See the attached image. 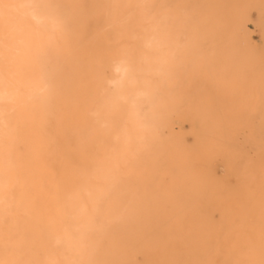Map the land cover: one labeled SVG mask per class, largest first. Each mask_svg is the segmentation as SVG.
<instances>
[{
	"label": "bare ground",
	"instance_id": "bare-ground-1",
	"mask_svg": "<svg viewBox=\"0 0 264 264\" xmlns=\"http://www.w3.org/2000/svg\"><path fill=\"white\" fill-rule=\"evenodd\" d=\"M68 1L60 7L49 0H0V264H264V244L173 243L213 237L176 235L154 225L152 218L163 213L140 210L154 198L139 194V165L158 163L151 145L155 117L162 127L172 124L166 106L156 108L164 92L151 79L168 83L165 75L182 63L162 39L178 27L188 30L187 21H159L149 17L156 5L136 4L129 13L136 17L108 18L92 29L87 21L58 16L112 15V0L87 11ZM216 1L192 5L198 34L227 31ZM231 19L233 31L248 38L244 8ZM103 25L114 37L103 35ZM119 38L135 39L134 48ZM127 152L135 167L130 179L137 210L130 212L122 202ZM254 185L264 187V174ZM177 198L164 199L174 207ZM248 208L249 216L264 213L261 201ZM226 232L228 239L245 237L242 228ZM137 252L153 257L138 263Z\"/></svg>",
	"mask_w": 264,
	"mask_h": 264
},
{
	"label": "rangeland",
	"instance_id": "rangeland-1",
	"mask_svg": "<svg viewBox=\"0 0 264 264\" xmlns=\"http://www.w3.org/2000/svg\"><path fill=\"white\" fill-rule=\"evenodd\" d=\"M49 1L60 7L69 2ZM103 1L78 0V4L87 11ZM206 1L112 0V15L98 12L58 17L87 21L93 29L97 22L108 18L136 17L129 13L134 11L136 4H144L147 9H151L150 5L157 6L150 18L187 21L188 30L178 27L168 35L165 33L167 37L162 39L164 46L172 51L171 58L182 63L165 75L168 83L161 77L151 79V85L164 92L155 98L156 108L165 105L172 124L162 127L160 116L155 117L156 137L151 145L158 163L139 165L144 176L139 194L154 198L145 200L147 206L140 210L163 213L152 218L156 221L154 225L173 228L176 235L213 237L170 240L173 243L264 244L261 238L264 236V213L246 215L252 202L264 204V187L256 189L254 185L264 174V0H217L216 4L223 8L218 20L227 31L198 34V25L191 18L192 5ZM239 8H244L247 16L248 38L240 35L238 28L233 31L231 15ZM102 29L103 35L114 37L110 26L103 25ZM133 40L117 39L130 48L135 46ZM136 56L130 54L135 61ZM145 56L152 60L158 55ZM106 75L110 76V71ZM228 167L230 170L226 169ZM123 168L126 187L123 209L136 211L130 179L135 167L128 152ZM151 175L155 176L154 180ZM166 195L178 196L173 200L174 207L167 205ZM212 203L215 206L210 205ZM171 212L176 214H165ZM163 219H170V222H162ZM230 227L242 228L245 237L228 239L226 230ZM114 249L119 251L118 246ZM148 257L153 256L142 252L133 255L138 263ZM51 264L68 263L59 259Z\"/></svg>",
	"mask_w": 264,
	"mask_h": 264
}]
</instances>
